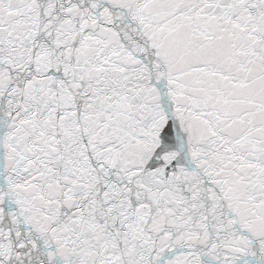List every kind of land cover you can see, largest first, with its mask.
Masks as SVG:
<instances>
[{"label":"snow or ice","instance_id":"6c2138e0","mask_svg":"<svg viewBox=\"0 0 264 264\" xmlns=\"http://www.w3.org/2000/svg\"><path fill=\"white\" fill-rule=\"evenodd\" d=\"M0 264H264V0H0Z\"/></svg>","mask_w":264,"mask_h":264}]
</instances>
